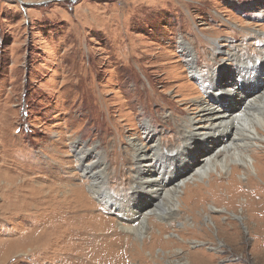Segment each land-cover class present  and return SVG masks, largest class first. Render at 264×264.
<instances>
[{"label": "rangeland", "instance_id": "obj_1", "mask_svg": "<svg viewBox=\"0 0 264 264\" xmlns=\"http://www.w3.org/2000/svg\"><path fill=\"white\" fill-rule=\"evenodd\" d=\"M256 31L264 32V0H0V257L4 241L42 233L39 252L14 253L4 263L89 264L101 249H125L119 241L129 236L120 231L124 218L113 201L106 205L91 195L76 152L95 148L106 189L117 201L131 197L130 141L152 120L158 137H172L176 145L181 121L196 112L195 103L207 101L206 82L186 69L178 42L195 50L200 75L216 70L244 85L253 75H240L228 62L219 67L225 56L214 48L233 43L257 58L264 44ZM253 154L258 179L238 180L239 169L204 178L193 184H202L200 193L183 189L177 210L154 219L172 221L164 233L181 239L169 237L171 251L164 255V239L152 242L150 264H264V149ZM54 213L59 224L47 218ZM50 221L58 228L44 230ZM108 231L106 240L99 237ZM110 255L108 262L121 264Z\"/></svg>", "mask_w": 264, "mask_h": 264}, {"label": "bare ground", "instance_id": "obj_2", "mask_svg": "<svg viewBox=\"0 0 264 264\" xmlns=\"http://www.w3.org/2000/svg\"><path fill=\"white\" fill-rule=\"evenodd\" d=\"M260 33L263 36L261 40L264 44V32ZM178 48L184 55L186 69L192 75H195L197 80H200L199 82L203 83L202 79L205 80L204 93L206 92L207 101L195 103L194 111L196 112L181 121L180 130L176 137V145H173L172 137L165 138L164 141V137H158L160 135H157L156 128L152 127V120L143 125V136H140V138L136 137L135 140L130 141L133 160V178L131 183L133 193L131 197H122L121 200L117 201L115 192H110L109 189H106L105 165L102 156L95 148L88 150L83 147L76 152L75 156H77L80 163L81 173L90 181L88 187L91 190V195L106 205L113 201L114 210L118 216L123 217L125 220V222H119L120 231L129 235L119 239V241L124 242L125 249H122L123 251L119 244L111 249H101L95 253L96 258H99V260L90 261L89 264H111V261L108 262L110 254H112L110 257L116 258L117 263L120 262L118 258L120 257L121 264L132 261L133 256L140 260L141 255L147 254L149 259L146 260L142 257L139 264H150V257L153 253L155 254L157 248L154 247L152 242L164 239L167 245L166 248H159V254L163 253L164 255V253L171 251L169 245L172 240L169 237L180 238L179 234L164 233V226L170 229L173 226L172 221H167L166 224L161 225L155 222L156 220L154 219L165 214H173L177 210L178 198L183 189L189 195L191 193H200L202 184L198 183L193 186L194 183L204 178H208L210 181L212 175L220 177L229 171H231L230 176H233L237 169L242 172L241 175L236 177L240 181L246 180L248 177L252 178V176L257 179L260 177L259 161L256 160L257 158H255L253 153L258 148L264 149V49L257 58H252L240 53V49L233 43L226 47L215 46V54L225 56V58L221 59L222 65L219 67H224L228 62L238 68L237 72L240 75L245 76L244 74H246V77H250L248 76L249 74L253 75L251 79L246 81L247 84L243 85L244 80L240 79V83H237L230 79L231 76L223 80L224 77L221 74H217L216 70L207 72V77L205 78L198 72L197 56L195 57L197 53H195V50L183 39L178 42ZM201 53L203 54L204 50ZM188 88L190 89V87ZM190 91L194 93L197 90L190 89ZM164 123H167L171 128L174 126L170 124L171 121H165ZM168 143L170 145L167 146ZM199 148L204 149V151L199 152ZM89 156H91L90 159H88ZM230 190H232L231 187L227 185L226 192ZM148 199L149 202L145 201ZM16 202V200L13 202L9 201L6 206L7 211L14 208ZM226 204H229V202ZM209 210L218 211L215 206H209ZM50 217L55 218L52 221L59 224L58 215L55 213L47 215V218L50 219ZM191 217V222L196 224L199 218L194 214V211L191 213ZM202 217L209 225H213V221L210 220L208 215H202ZM231 217L238 219L235 215H231ZM187 221L189 222L188 219ZM47 224L44 230L51 227L56 229L59 226L53 225L51 221L50 223L47 222ZM99 225L98 227L93 226V230L98 229ZM189 225L191 226L192 224ZM91 226L89 224V227ZM85 230H87V227ZM110 232L112 231H108L99 237L106 240L107 234ZM35 234L34 231L30 234L22 233L17 240L4 241L9 243V247L2 249L3 254L0 257V264H5V258H9V255L14 253L26 254L28 252L27 256H29V254L35 255V253L39 252L38 246L42 239L40 238L42 233ZM145 234L149 236V240H145L144 246ZM83 235L86 236V234ZM112 235L117 238L115 232ZM92 236L94 238L93 233ZM43 241L47 242L44 239ZM141 241V244L138 243ZM122 254L125 255L124 258H122ZM79 260L82 261V258ZM113 264H116L115 261H113Z\"/></svg>", "mask_w": 264, "mask_h": 264}]
</instances>
